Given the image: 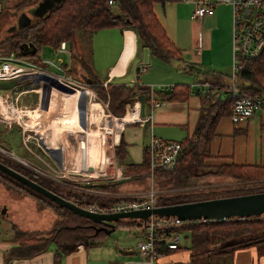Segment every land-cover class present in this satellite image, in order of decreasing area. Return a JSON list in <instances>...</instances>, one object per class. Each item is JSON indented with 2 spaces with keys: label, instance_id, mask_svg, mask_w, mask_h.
<instances>
[{
  "label": "trees",
  "instance_id": "1",
  "mask_svg": "<svg viewBox=\"0 0 264 264\" xmlns=\"http://www.w3.org/2000/svg\"><path fill=\"white\" fill-rule=\"evenodd\" d=\"M42 0H17L13 4L11 14L18 12L29 14ZM60 0L41 17H33L30 23L19 29L6 32L0 38V54L13 53L16 57L32 64H41L40 49L49 47L57 49L61 43H72L74 36L81 31H98L102 29L119 28L132 30L138 40L146 45L149 52L164 62H181L180 50L167 38L163 27L153 12L156 2L166 0ZM9 13V12H8ZM2 11L0 9V15ZM32 44L34 54L23 55L20 46ZM243 69L237 74L234 86L241 94L258 95L264 98V50L255 61H241ZM69 73V72H67ZM92 82L91 87L108 101L109 111L117 117L124 115L126 104L133 103L142 96L144 103L149 102L150 96L156 101H185L190 88L185 85H174L169 90H151L141 85L106 84V89ZM228 82L209 86L206 94L199 93L200 112L194 132L190 137L179 141L180 150L176 164L172 169L156 168L149 177L150 167L148 153L145 152L140 164L129 162L123 144L114 148V156L122 167L123 174L131 179L125 182H137L140 190L129 192L118 189V183H100L93 186L70 184L64 191L52 180L38 177L30 169L20 164L10 162L0 155V162L54 194L76 204L79 207L96 203L101 209L115 203L135 201V196L149 189L156 192V206H170L191 203L201 200L244 195L264 191V166L237 165L234 163L208 165L210 159L209 145L214 135L218 120L230 115L234 98L231 94L222 99L216 98L213 91L229 89ZM208 177L225 178L232 184L230 188H212L200 190ZM151 179L148 184V180ZM52 181V182H51ZM208 185L213 183H207ZM0 187L10 194L26 199L31 198L38 205L39 212L44 209L52 210L55 218L42 231L19 232L15 235L17 247L13 255L30 258L47 250L52 243L55 247L54 264H60L61 258L75 251L77 245L87 247L105 237L102 231H95L98 226L90 220L72 213L64 207L41 197L32 190L13 179L0 173ZM229 187V186H228ZM203 188V187H202ZM86 190L103 191L111 196H99L86 193ZM1 193V192H0ZM145 222L132 220L120 222L116 226L140 228L144 233ZM49 228V229H48ZM178 231L186 235L189 246L179 250L189 251L192 255H230L235 250L264 243V214L260 217L232 218L227 220L208 221L197 220L180 227H170L165 232ZM164 253L167 250L159 249ZM207 256V260H208ZM206 260V261H207ZM191 260L185 262L189 263Z\"/></svg>",
  "mask_w": 264,
  "mask_h": 264
},
{
  "label": "crops",
  "instance_id": "2",
  "mask_svg": "<svg viewBox=\"0 0 264 264\" xmlns=\"http://www.w3.org/2000/svg\"><path fill=\"white\" fill-rule=\"evenodd\" d=\"M207 1L213 4V13L210 16L203 17L202 19L192 17L193 4L191 0H166L163 3L156 2L153 5V12L155 14V17L163 27L167 38L174 44L177 49L180 50L182 61L176 63L179 64L177 65L178 68H174L170 65L172 64V61L164 62L158 57L153 56L149 52L148 47L138 40L136 34L132 30H122V34H119V37H122L121 45L118 47L113 62L107 66L105 77H97L96 79L91 78V75H89L86 71L84 64H78L76 66L79 67V69L81 66V69L83 71L82 76H84V78H79V75H77L78 77H76V79L84 83H86L87 80H91L93 83L97 84H143L141 86L146 85V87H150L151 90L167 91L172 86L179 85L182 82L183 83L181 85H185V83L187 82H192L191 85H185L190 88V93L185 101H161V105L158 108L151 110L149 98V102L147 104L144 103L143 115L150 114V120L143 126H139L138 124L124 125L123 129L119 133V141H121V143L123 144L124 150L126 152V160L131 163L140 164L142 162L145 152L148 153L147 146L151 137H155L164 141L174 142H179L184 140L186 137H190L195 130L200 112V100L198 94L201 93V91L204 90L206 86H214L218 83L224 84L228 82V79L230 78L232 59L231 7L230 5L220 3L217 0ZM31 13H29L28 16L26 13L20 12L16 16V22L13 24V27H15V29H19L17 27V19L22 14H25L22 21H25L27 18H30L31 20L33 17H35ZM5 30L6 32L13 31H7V28ZM129 31L132 33L131 38L133 47L129 45L124 54L125 58H127V56L129 55V58L125 64V62L123 61L124 57L123 60L121 58L124 53L123 50L125 40H129V37L126 36L127 32ZM62 45L68 53L58 52ZM139 49L143 50H141L142 56L133 65V68L130 69L131 64L134 62L138 55ZM54 54L58 57L60 54L68 56L67 63H64V61L61 58L60 59L63 61V65L68 66V75L74 76L72 74V58L74 56L73 41L70 44L61 43L60 46L55 49ZM150 57L157 58L160 62H156L158 64H156L155 66V64H151ZM97 61L101 62V58ZM123 64H125V66ZM120 66H122L121 69H119ZM141 67L144 68L143 71H140ZM77 73H79L78 69ZM153 73H157L156 75L159 78H154ZM15 81L17 82L15 86H12L11 88H9V90L1 94L9 93L10 95L11 89L20 86L22 82H28L29 85L31 83V79L29 78ZM24 92L25 91L20 93L15 92L13 94L19 96ZM213 94L216 98L222 99L229 96L231 94V90H216L213 91ZM152 98L155 99L153 95ZM44 103L46 104L45 101ZM124 109L125 113V111L127 110L126 106L124 107ZM5 127L7 128L8 126H3V131H8L9 128L18 129V133H16V131L15 133L17 134V137L19 136L21 138L18 125H15L14 127L9 126L8 129H5ZM22 142L23 141L21 138V143ZM30 144H33L34 147H38L35 142H29V147ZM27 150L32 155L36 156V158L39 156L40 159L42 156L41 154L39 155L33 153L30 148ZM209 151L210 159L206 161V164L208 165L234 163L237 165L264 166V108L256 110L250 117L243 120L242 122H238L235 124L230 121L228 115L221 117L216 124L214 135L210 141ZM11 153L15 155L13 152ZM42 153L44 154L43 151ZM47 156L50 157V155ZM50 158L52 159V162H46L41 159L37 162L42 163V167L40 169L45 168L44 162L51 165L54 164L53 157ZM43 159L46 160L44 156ZM41 177L44 178L45 176L41 175ZM130 177L131 176H128L126 179L121 180L122 182L124 181V183L127 184L122 183L118 185L117 188L129 192L140 190L141 186H139L137 182H125V180H127L128 178L131 179ZM149 177L151 178L152 175ZM149 182L151 185V179L148 180V184ZM111 195L112 194H109V196ZM23 199H25L24 201H27L26 198ZM17 201L19 202V204L22 203V199H13L14 203H16ZM13 202L8 201L7 206L5 205L6 207L3 206L2 208H0V217L10 219V216L6 214V209ZM2 209L5 210L4 214H1ZM51 217H54V215ZM124 221L128 222L132 220ZM12 224L14 225V222H12ZM117 224H115L114 230L116 229ZM19 225L21 229L25 227V225L21 223ZM48 226V224L43 226L41 225L40 228H43H39V231L45 230ZM97 227H101V225H98ZM21 229H18L16 226L15 235L19 232H22ZM103 233L105 234V232ZM111 233L109 235H111ZM15 235L12 239H8L7 237H0V264H54L55 247L52 243L48 246L47 250L30 258H21L13 255V253L16 254V252H14V249L17 247ZM109 235L105 234V237L99 241L104 240ZM140 238L141 230L140 235L139 237H137L136 241H138ZM130 249V251L123 250V253L114 255V258L118 259L121 256L128 255L133 258L132 261L122 264H133V261L135 260V250L132 248ZM187 254L185 260L182 251L181 253H174V261L175 259L180 260L181 256L183 258L182 260L184 262H187L189 260V251ZM226 256H230L232 264H264V253L258 254V250L255 245L237 249L232 254ZM168 257L171 258V254ZM168 257L165 259V261L170 259ZM94 263L95 262H92V260H89L87 247H84L82 244L77 245L75 251L64 255L61 258L60 262V264Z\"/></svg>",
  "mask_w": 264,
  "mask_h": 264
},
{
  "label": "built area",
  "instance_id": "3",
  "mask_svg": "<svg viewBox=\"0 0 264 264\" xmlns=\"http://www.w3.org/2000/svg\"><path fill=\"white\" fill-rule=\"evenodd\" d=\"M220 3H225L231 7V73H230V85L231 96L234 98L232 103L231 113L229 115L230 121L235 124L242 122L243 120L250 117L256 110L264 108V98L258 95H245L239 93L234 86V80L237 74L243 69L242 60L255 61L260 58L264 50V0H217ZM193 4L192 17L202 19L205 16H210L213 13V4L207 0H191ZM108 4L113 5V0H108ZM58 52H67L63 45L60 47ZM49 66L56 70H48L42 66L32 64L24 59L16 57L13 53L5 55L0 54V81L9 80H22L31 79L30 87L34 86L38 79L43 88L45 85L48 87L60 91L56 87L50 84L49 81L42 79L43 76H47L56 83L63 85L72 90V95L78 97L83 96L84 105L86 107V96L90 97L91 101L88 100L89 104H97L101 108V116L99 121L103 123L101 129L98 127L99 134L103 138V145H101L100 152L110 151V155L106 158L103 155V161L97 167H93L94 172H90L88 168L83 169L81 166L82 179L71 180L70 183H82L86 186H93L100 183H114L119 182L127 177L123 174V170L118 165L114 157V148L119 144V133L126 124H138L143 126L151 118V115L140 114V104L138 100H135L131 104H126V111L123 116L115 117L107 109V104L99 98V96L84 82L73 79L68 75V66L63 65V61L58 59L56 62L43 61ZM144 68H140L143 71ZM106 86V83L104 84ZM38 89V91L40 90ZM209 86H206L201 91L202 94L208 92ZM33 90V89H30ZM12 91V90H11ZM63 92V91H61ZM67 93V92H63ZM11 95V93H10ZM9 93L0 95V124L3 126H10L11 124L19 126V133L22 138V143L27 149L29 142H35L39 146L37 132L34 130L37 123H34L33 129L27 128L25 121L20 120L22 116L28 114L26 110L21 108L17 109L13 105ZM79 100V98H78ZM77 100V101H78ZM151 110L158 108L161 105L160 101H156L150 96ZM77 107V105H76ZM38 108V107H37ZM39 108L37 109V116H42V112ZM45 111V110H44ZM85 113V112H84ZM37 116L34 120L36 121ZM79 121V118H78ZM85 121V119H84ZM98 121V122H99ZM108 123L110 130L106 131L105 124ZM86 124V123H85ZM80 125V124H79ZM86 126L84 127V129ZM32 133H29L31 132ZM42 140V138H41ZM41 143H43L41 141ZM44 145V144H43ZM45 146V145H44ZM45 149L50 150L45 146ZM148 160L149 167L152 169L164 168L172 169L176 164V159L180 150L178 142L164 141L155 137H151L148 146ZM51 153V152H50ZM0 154L6 158L15 160L16 162L25 165V162L19 157L13 155L8 150L4 149L0 145ZM54 154V153H53ZM57 155V154H56ZM54 164H48L44 162L45 169L35 170L37 173L45 177L52 178H68V173L64 171L65 167L59 158V155L53 157ZM99 166V167H98ZM109 168V171L106 169ZM40 171V172H39ZM78 171V173L80 172ZM152 175V172H150ZM149 174V175H150ZM150 175V176H151ZM83 186V185H81ZM86 193L95 194L99 196H109L107 193L101 194L93 190H86ZM156 206V192L149 190L145 193L135 196V201H125L115 203L110 206L103 207L101 209L96 203L87 204L86 207L82 206L89 212L95 213H115L125 212L136 209L152 208ZM216 221V220H208ZM144 224V233L141 234V238L136 242L135 247V260L133 264H168L178 263L184 264V261L177 260L171 261L165 259L170 253L181 252L180 247V233L178 231L169 232L166 234V230L170 227H180L187 225L193 221H182L175 217L169 218H158L151 216L147 218ZM167 250V253L162 252L159 249Z\"/></svg>",
  "mask_w": 264,
  "mask_h": 264
},
{
  "label": "rangeland",
  "instance_id": "4",
  "mask_svg": "<svg viewBox=\"0 0 264 264\" xmlns=\"http://www.w3.org/2000/svg\"><path fill=\"white\" fill-rule=\"evenodd\" d=\"M16 1L17 0H0L1 2L0 9L2 11V14L0 15V38L5 36L6 28H7V31L15 29V27H13V24L16 22V16L11 14V12L13 10L12 9L13 4ZM19 13L20 12H18L17 15ZM27 15L29 16V14ZM121 32L122 30L119 28L79 32L73 39L74 56L72 58V63H73L72 64V69H73L72 74L74 76H71V75L70 76L73 79H76V77H78L77 75H79V78H84V76H82L83 71L81 69V66H80V69L79 67H76L78 64H81V65L84 64L85 69L88 72V74L91 75L90 76L91 78L96 79L97 77L98 78L105 77L106 68L108 65H110L113 62V59L117 53L118 47L121 45L122 37L121 38L119 37V34H122ZM129 36L131 37V35ZM129 45H131L132 47V41L129 44V42L125 40V45H124V50H123L124 53L121 58L122 60H123L124 54ZM141 50L142 49L138 50V55L136 59L134 60V62L131 64L130 69L133 68V65L141 58L142 51H143ZM54 52L55 50L52 48L42 47L40 49V54H39V58L42 61H41V64L39 65H42V67L48 70H53L56 72L54 68L49 66L47 63H44L43 60H52L56 62L58 61V59L61 58L64 61V63H67L68 56L60 54L58 57L54 54ZM100 58H101V62L97 61ZM150 59H151V64L153 63L155 64V66L156 64H158L156 62H160L157 58L150 57ZM171 63H172L170 64L171 66H173L174 68H178L177 65L179 64H176L177 62L172 61ZM77 69L79 73H77ZM156 74L157 73H153L154 78H159L157 77ZM40 80L41 79L39 78L36 84L32 87H30L28 82H22L20 86H17L16 88L11 89L12 91H11L10 98L11 100H13L16 97V95L13 94L15 92L20 93V92L25 91L24 93H21L19 95V98L16 97V99L13 100L14 102L13 106L17 109L21 108L23 110L28 111L27 112L28 114L22 116V118L20 119L26 122V125L24 124L25 127L33 129V126H31L30 124L32 121L34 123H37L36 124L37 128L39 127V129L37 130L34 128V130L37 132V136L35 137H37L38 139L39 146L34 147L33 144H30V150L33 153H36L39 155L41 154L42 156L40 159L46 162H49V161L52 162V159L50 157L57 156L56 154L50 153L47 149H45V146L43 145V143H41V141L43 142V139L45 138H48L49 141L51 140L50 143H52L56 148H58V149L55 148L56 150L63 149L66 151V155L68 156L69 159H67L68 164L66 165L64 171L68 173V176L70 177V179L68 178L67 179L66 178H63V179L55 178L54 179L52 177H44L46 179L52 180L53 182L58 184L60 188H64V191H65L69 189L70 184H72L70 183L71 180H78V179L83 178V176L81 175V171H80L81 168H79L78 161L76 160L77 153L74 154L75 145L77 144L76 143V139H77L76 133H78L77 131H82L84 129L82 127H79L80 126L79 121H78L79 115H78V111L76 107L77 100L78 98H80V96L78 97L77 95H72V94L71 96L69 95L70 93H63L61 91L60 93L55 92L54 94H57L59 97L69 99L72 103V108L70 105H67L66 107H64L63 104H59V106L57 107L55 106V110L51 113L50 106H46V104L44 103L45 100L42 97V95H44L45 89L38 91V89H40V86H42V84L39 82ZM16 84L17 82L15 80L0 81V95L1 93L9 90V88H11L12 86H15ZM104 84L105 83H103L101 86L106 89V86H104ZM191 84L192 82L185 83V85H191ZM91 85H92V81H91ZM91 85H90V88L99 96L100 99H102L107 104V109H108L109 108L108 101L106 100V98L101 96L96 89L91 87ZM30 89H33V90H30ZM52 95H53L52 93L47 92L45 97L50 98ZM91 105L92 104L88 103V99H86L85 113H87L88 112L87 110H89V112L91 111L90 115L92 116L93 114V116L92 118H90V120L92 119V121L87 123L85 119V115H84V119H85L84 124L86 123L84 127L86 126L87 132H90V133L93 132L91 135V139L93 138L92 143L98 149L97 150V161L98 163H100L103 160V155H106V158L109 157L110 151L103 152V153L100 152L101 145H103V138L99 134L98 127L101 129V127H103V123L99 121L100 115L98 112V107L93 108L91 107ZM37 107L39 108L38 112H40V109L45 110L42 116H37L38 115ZM35 116H37L36 121L34 120ZM28 122L30 125H27ZM45 124L47 125L48 130L46 128V132L43 133L40 130L45 128L46 126ZM10 126L14 127L15 125L11 124ZM8 127L7 128L5 127V129H8ZM15 131L16 133H18V129L16 128H13V129L9 128L8 131H3V125L0 124V145L8 149L9 151L13 152L16 156H18L20 159H22L25 162V165H22V164L20 165H22L23 167L27 169H30L36 175H38V177H41V175H39L40 173L38 172L36 173L34 171V169L35 170L38 169L40 171L43 170V169H40L42 167V163L41 162L37 163L40 160L39 156L36 158V156L28 152L25 145H22L21 138L19 136L17 137V134L15 133ZM101 132H103L102 129H101ZM29 133H32V131ZM69 149L72 151L71 154H70ZM42 151L46 155H44ZM47 155H50V157ZM71 155H74V156H71ZM43 156L45 157L46 160L43 159ZM69 156L71 157V159ZM6 159L10 162L19 164L15 160H11L8 158ZM62 161H63V158H62ZM86 164H85L86 167L90 166L89 161ZM153 170L154 169H152L151 171L150 169V172H153ZM78 171L80 172L78 173ZM106 171H109V168L106 169ZM206 180H207L206 183L205 182L201 183L204 185L200 186V190H206V189H212V188H222V187L230 188V186H232V184L229 183V181L225 178L208 177ZM207 183H213V184L208 185ZM74 185L77 186V185H84V184L78 182ZM0 192H1L0 193V208H2L3 206L6 207L8 204V201L13 202V199L14 200L22 199V203L19 204L18 201L14 203L15 202L14 201L6 209V212H7L6 214L10 216L9 218L11 220L8 218L0 217V237H7L8 239H12L16 232V226L18 229H21L19 225L20 223L25 225V227L21 229L22 232L29 231V230L34 231V230L42 229L43 227L40 228L41 225L42 226L47 225V224L50 225L51 221H53V219L55 218V216L51 217L54 214L50 209L43 210V212L40 211L41 212L40 213L38 211L39 210L38 205L31 198H28L27 201H24L25 200L23 199L24 197H18L15 194H10L7 191L5 192V190L1 187H0ZM97 192H100L101 194L105 193L101 190ZM33 209L35 212L33 211ZM12 222H14V225L16 226H14ZM139 235H140V228H136L134 226H129V227L118 226L111 233V235L107 236L104 240L88 244L87 251H88L89 260H92V262H95L94 264H122L125 262L132 261L133 258L128 255L121 256L118 259L114 258V255L123 253V250L130 251L131 250L130 248L135 250L136 242H137L136 240H137V237H139ZM180 237H181L180 247H182L183 249H185L186 247L188 248L189 240L188 238H185L186 235L180 232ZM255 246L257 247L258 254L264 253V243L257 244ZM181 251L186 260V254L188 253V251L186 250H181ZM214 252L213 254H209L206 256L201 255V254L200 255L194 254L191 257H189L191 261L187 264H232V260L230 259V256L219 255ZM170 254H171V258L170 257L168 258L174 261V253H170ZM207 256H209L208 260L206 259ZM187 257H188V254H187ZM182 259L183 258L180 256L181 261H183ZM168 264H178V263L172 262Z\"/></svg>",
  "mask_w": 264,
  "mask_h": 264
},
{
  "label": "water",
  "instance_id": "5",
  "mask_svg": "<svg viewBox=\"0 0 264 264\" xmlns=\"http://www.w3.org/2000/svg\"><path fill=\"white\" fill-rule=\"evenodd\" d=\"M59 0H42L33 9L29 10V13L35 17L43 16L49 9L52 8ZM25 14H22L17 19V27L23 28L30 23V18L22 21ZM20 50L23 55L34 54L35 48L32 44H23L20 46ZM43 80L49 81L51 85L59 89L60 91L72 93V90L56 83L53 79L43 76ZM87 85H91V80L86 81ZM138 101L141 107V114L144 112V99L139 96ZM77 111L79 115V124L84 128V112L85 105L83 96L77 101ZM3 147V146H2ZM4 148V147H3ZM6 149V148H4ZM8 150V149H6ZM52 149L49 150L51 152ZM0 173L13 179L19 184L27 187L33 192L37 193L41 197H44L58 206L64 207L72 213L79 215L83 218L90 220L96 225L101 227L95 228L97 231H103L109 235L115 227V224L124 220H141L145 221L147 218L154 216L158 218L175 217L182 221H197V220H227L232 218H250L260 217L264 214V191L255 192L244 195H235L230 197L215 198L209 200H201L191 203L176 204L170 206H155L152 208L136 209L125 212L115 213H95L89 212L83 207H79L76 204L65 200L64 198L54 194L46 188L40 186L27 177L19 174L18 172L10 169L8 166L0 162ZM4 209L1 210V214H4Z\"/></svg>",
  "mask_w": 264,
  "mask_h": 264
},
{
  "label": "bare ground",
  "instance_id": "6",
  "mask_svg": "<svg viewBox=\"0 0 264 264\" xmlns=\"http://www.w3.org/2000/svg\"><path fill=\"white\" fill-rule=\"evenodd\" d=\"M129 35H131V37H132V33L129 31V32H127V34H126V36L127 37H129V40L127 39V42H131L132 41V38L129 36ZM132 47H133V44H132ZM128 58H129V55L127 56V58H125V56H124V62H126L127 60H128ZM123 61H122V63H123ZM124 65V64H123ZM122 68V66H120L119 67V69H121ZM118 73V72H117ZM46 87V88H45ZM42 89H45V92H44V95H42V97L44 98V100H45V102H46V106H50V112L52 113L54 110H55V106L57 107V106H59V104H63V106L64 107H66L67 105H70L71 106V108H72V103H71V101L69 100V99H67V98H61V97H59L57 94H54L55 92H59L60 93V91H57V90H54V89H52V88H50V87H48L47 85H45L43 88H41L40 90H42ZM47 92H50V93H52L53 95L49 98V97H45L46 96V94H47ZM66 95V94H65ZM69 95H71V94H69ZM72 96V95H71ZM86 99H88L89 101H91V99H90V97H87L86 96ZM51 103V104H50ZM91 107H93V108H96V107H98V112H99V115L101 116V108L97 105V104H92L91 105ZM41 110V112H42V114L45 112L44 111V109H40ZM66 110V109H65ZM68 110V109H67ZM94 110V109H93ZM85 111H86V107H85ZM88 112L87 113H85L84 115H85V119H86V121H87V123L88 122H90V121H92V119L90 120V118H92V116H93V114H92V116L90 115V113H91V111L89 112V110H87ZM70 113H71V111H70ZM75 113V112H74ZM95 114H97V113H95ZM97 120V119H96ZM95 122V121H94ZM98 122V121H97ZM31 124V126H34V123L33 122H31L30 123ZM29 124V122L27 123V125H30ZM46 125V124H45ZM106 126H105V128L107 129L106 131H108L109 132V130H110V127H109V124L108 123H106L105 124ZM79 127H81V126H79ZM46 128H47V130H48V127H47V125L45 126V128L44 129H42V130H40L41 132H43V133H45L46 132ZM35 129L37 130V129H39V127L37 128V126H35ZM78 133H76V136H77V139H76V145H75V152H74V154L75 153H77V157H76V160H78V165H79V168H81V166H82V164H83V169L84 170H86V168H88V170L90 171V172H94L93 170H92V168L93 167H97V165H99L100 163H98V161H97V147L96 146H94V144L92 143V139H91V135H92V133L93 132H87V130H86V128H85V130L83 129L82 131H77ZM94 135V134H93ZM73 136H75V135H73ZM82 136V137H81ZM90 137V138H89ZM73 139V138H72ZM51 141V140H50ZM50 141H49V139L48 138H45V139H43V144L46 146V147H48L49 149H52L51 150V153H54V154H57V155H59V158H61V161H62V158H63V161H62V163H63V165L64 166H66L68 163H67V159H69L68 158V156L66 155V151L65 150H63V149H61V150H56V149H58V148H56L52 143H50ZM96 142V141H95ZM74 145V144H73ZM56 148V149H55ZM70 150V149H69ZM72 153V151L70 150V154ZM70 154H68V155H70ZM81 155V156H80ZM71 156H74V155H71ZM70 157V156H69ZM70 159H71V157H70ZM89 161V163H90V166H87L86 167V163ZM80 163V164H79ZM82 163V164H81ZM86 164V165H85Z\"/></svg>",
  "mask_w": 264,
  "mask_h": 264
}]
</instances>
